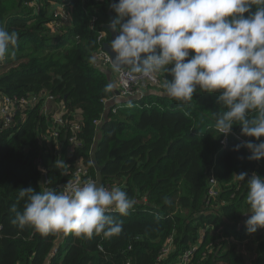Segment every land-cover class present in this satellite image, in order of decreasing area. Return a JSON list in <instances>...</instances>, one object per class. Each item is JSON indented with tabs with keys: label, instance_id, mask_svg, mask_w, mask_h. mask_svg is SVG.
<instances>
[{
	"label": "trees",
	"instance_id": "trees-1",
	"mask_svg": "<svg viewBox=\"0 0 264 264\" xmlns=\"http://www.w3.org/2000/svg\"><path fill=\"white\" fill-rule=\"evenodd\" d=\"M116 2L0 0V27L18 34L14 55L0 60V97L47 93L64 108L63 125L54 126L58 136L49 141L44 137L53 130L52 117L40 104L17 114L14 128L0 129V264H264V228L247 232V184L236 179L241 172L264 177V159L249 160L243 146L234 150L264 137H245L238 124L219 136L215 114L225 109L216 102L218 93L197 92L190 102H178L164 94L170 77L160 72L158 88L105 118L104 102L113 91H105L111 80L95 53L101 33L111 41L104 26L109 12L115 17ZM57 7L69 22L55 30ZM73 123L80 127L76 133ZM73 136L77 146L69 143ZM95 145L102 185L120 187L135 204L127 216L106 213L122 222L120 235L66 233L52 255L60 232L20 229L11 223V209L23 210L21 188L59 192L78 162L96 178L90 159ZM211 177L216 196H209Z\"/></svg>",
	"mask_w": 264,
	"mask_h": 264
},
{
	"label": "clouds",
	"instance_id": "clouds-1",
	"mask_svg": "<svg viewBox=\"0 0 264 264\" xmlns=\"http://www.w3.org/2000/svg\"><path fill=\"white\" fill-rule=\"evenodd\" d=\"M112 9L116 15L109 27L118 33L109 43L114 71L127 67L149 79L164 72L170 77L162 85L164 94L182 103L197 92L218 93L216 102L225 109L215 114L219 136L238 124L241 135L264 137V0H118ZM17 43L16 32L0 27V60L14 55ZM114 87L110 82L105 91ZM242 146L250 151L249 160L264 159V141L237 144L234 150ZM246 177L247 172L236 175L247 184L251 215L245 227L255 233L264 228V177ZM18 197L25 201L23 210L12 207L11 223L43 235L118 236L122 222L106 213L127 216L135 204L120 187L95 181L65 185L59 192L29 186Z\"/></svg>",
	"mask_w": 264,
	"mask_h": 264
},
{
	"label": "built area",
	"instance_id": "built-area-1",
	"mask_svg": "<svg viewBox=\"0 0 264 264\" xmlns=\"http://www.w3.org/2000/svg\"><path fill=\"white\" fill-rule=\"evenodd\" d=\"M56 15L61 20L60 22H55L53 24V27L55 30L62 27L63 25L68 24V16L58 9L56 11ZM94 22V21H93ZM105 34L101 33L98 37V43H99V49L95 53V61L101 68L111 67V60L109 55L104 51L103 44L105 41ZM157 74H154L152 78H144L138 73H132L130 69L123 68L121 71L116 72L115 71V83H116V89L119 92L118 98L121 100L126 99H133L137 100L140 99L142 96H144L147 92H150L151 89L158 88L160 86L159 84V78H157ZM132 100V101H133ZM45 101H55V98L47 93L43 94H37V95H31L28 97H9V96H3L0 97V129H8V128H14L15 124L17 122V117H22L29 109L33 108L35 105L40 104L42 106V103ZM64 109H62L59 114L52 116V122L51 129H53L49 135L44 137L45 140L49 141L50 138L48 136L57 137L58 136V129L54 126H62V114ZM18 114V116H17ZM18 117V118H19ZM96 125L100 123V121H94ZM71 131L73 133H76L80 127L77 123H73L70 126ZM226 142V138L222 140V144ZM69 143H71L72 146L78 145V140L76 139V136H73L70 138ZM57 149V148H55ZM46 182V178L44 179ZM85 181H95V178L92 177L90 174L88 168L84 166L81 162H78L69 178V180L63 184L61 187V190H63L65 185H74V184H83ZM210 183V189H209V196H216V181L215 178L211 177L209 180ZM108 212H112L110 209ZM167 248L163 250V254H167L169 251V245L170 240L167 241ZM58 247L54 248L52 250V255L57 254ZM188 258V254L183 256V262L186 261Z\"/></svg>",
	"mask_w": 264,
	"mask_h": 264
},
{
	"label": "crops",
	"instance_id": "crops-1",
	"mask_svg": "<svg viewBox=\"0 0 264 264\" xmlns=\"http://www.w3.org/2000/svg\"><path fill=\"white\" fill-rule=\"evenodd\" d=\"M105 70L108 71V75L110 77L111 83L115 84V87L113 88V96L107 100H105L104 102V109H105V118L107 117V113L114 107H116L119 104H125V103H121V99L118 98V96L115 95V91L116 89V83H115V71L113 70V68L111 67H106L104 68ZM152 92L146 93L150 94ZM161 95V93H159ZM64 109L63 108V103L59 102V101H45L42 103L41 106V111L43 113L44 116L48 117L49 115L52 117H54L55 115L59 114V112ZM77 118H79V114H77ZM70 150L66 151V154L69 153ZM66 235V233L60 232V236L56 241V244L54 246V248H59L60 245L64 242V236Z\"/></svg>",
	"mask_w": 264,
	"mask_h": 264
},
{
	"label": "water",
	"instance_id": "water-1",
	"mask_svg": "<svg viewBox=\"0 0 264 264\" xmlns=\"http://www.w3.org/2000/svg\"><path fill=\"white\" fill-rule=\"evenodd\" d=\"M109 15H110V23H111V21L113 20V17H112V15L110 14V12H109ZM110 23L107 24V25H105V26H104V29H105L106 32L109 34L110 39L112 40V39L115 38L116 35H118V33L113 32V31L111 30V28L109 27ZM109 43H110V42H105V43L103 44V48H104V51L109 55L110 60H111V65H112V55H114V53L112 52ZM125 68H127V67H125ZM114 93H115L116 96H119V92H118L117 90H116ZM147 93H148V92H147ZM132 100H133V99H126V100L124 99V100L121 101V103L130 102V101H132ZM49 127H51V124H50V123H49ZM95 152H96V145L93 147V149H92L91 152H90V159H91V163H92V165H93V167H94V169H95V171H96L95 182H97L99 185H102V177H101L100 168L96 165V163H95V161H94V155H95Z\"/></svg>",
	"mask_w": 264,
	"mask_h": 264
},
{
	"label": "rangeland",
	"instance_id": "rangeland-1",
	"mask_svg": "<svg viewBox=\"0 0 264 264\" xmlns=\"http://www.w3.org/2000/svg\"><path fill=\"white\" fill-rule=\"evenodd\" d=\"M58 9H59V7H57ZM163 74V73H162ZM160 76H162V75H160V73H158L157 74V78H159L158 80H160ZM64 249V248H63Z\"/></svg>",
	"mask_w": 264,
	"mask_h": 264
},
{
	"label": "bare ground",
	"instance_id": "bare-ground-1",
	"mask_svg": "<svg viewBox=\"0 0 264 264\" xmlns=\"http://www.w3.org/2000/svg\"><path fill=\"white\" fill-rule=\"evenodd\" d=\"M131 102V101H130ZM126 103H128V102H126Z\"/></svg>",
	"mask_w": 264,
	"mask_h": 264
}]
</instances>
